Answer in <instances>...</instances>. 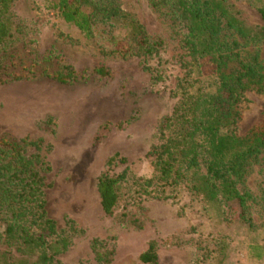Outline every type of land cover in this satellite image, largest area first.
Here are the masks:
<instances>
[{
    "label": "rangeland",
    "instance_id": "1",
    "mask_svg": "<svg viewBox=\"0 0 264 264\" xmlns=\"http://www.w3.org/2000/svg\"><path fill=\"white\" fill-rule=\"evenodd\" d=\"M233 3L249 24H264L256 5L248 0ZM121 6L152 41L165 39L160 55L113 53V36L121 38L124 26H99L88 38L52 9L49 0H18L13 7L21 29L17 65L10 71L12 76L28 74V66L37 77L10 79L0 86V135L26 140L27 156L41 154L47 162L41 170L48 215L71 240L60 259L65 264H145L139 256L155 240L157 264H264V168L256 166L246 181L253 195L252 222L237 219L222 202L191 193L185 183L164 194L155 180L147 184L155 168L146 155L158 141L162 119L172 113L187 69L180 62L179 35L148 0H121ZM261 50L264 63V43ZM57 59L72 65L79 79L64 84L45 76L44 70ZM100 65L108 66L111 75H94L92 69ZM190 66L196 88H211L213 81ZM241 106L239 131L245 133L264 118V94L248 90ZM116 153L128 162L114 170L129 168L120 211L146 218L142 230L118 224L102 209L98 178ZM3 187L0 180V198ZM73 223L75 234L70 231ZM95 238L116 246L111 263L96 259Z\"/></svg>",
    "mask_w": 264,
    "mask_h": 264
},
{
    "label": "trees",
    "instance_id": "2",
    "mask_svg": "<svg viewBox=\"0 0 264 264\" xmlns=\"http://www.w3.org/2000/svg\"><path fill=\"white\" fill-rule=\"evenodd\" d=\"M17 1L0 0V86L10 79L37 77L28 66L24 68L28 74L12 76L10 71L17 65L15 51L21 29L13 10ZM248 1L257 6L264 22V0ZM148 2L179 35L183 50L180 62L187 71L172 113L162 119L158 141L146 155L155 168L154 178L147 184L155 180L164 194L167 188L185 183L191 193L210 202H222L237 219L252 222L249 201L253 195L246 181L256 166L264 168V118L245 133L239 129L246 92L264 94V24H249L233 0ZM49 3L88 38L99 26H124L126 32L121 38L113 36V53L149 57L160 55L167 46L162 36L152 41L138 19L124 11L121 0ZM58 59L44 70L45 76L64 84L77 81L78 71ZM191 63L213 81L211 88H196ZM92 73L107 77L111 69L100 65ZM27 145L26 140L0 135V180L4 183L0 198V264H65L60 255L69 249L71 240L59 232L57 222L48 215L46 177L41 170L47 162L41 154L28 157ZM127 162L119 153L108 160L107 169L98 178V192L106 216L124 227L142 230L146 218L129 210L120 211L127 195L129 168L120 173L114 168ZM144 191L152 194V190ZM70 231L76 233L75 223ZM92 249L102 263H111L116 254V246L106 239H93ZM139 260L158 263L157 241L149 243Z\"/></svg>",
    "mask_w": 264,
    "mask_h": 264
}]
</instances>
